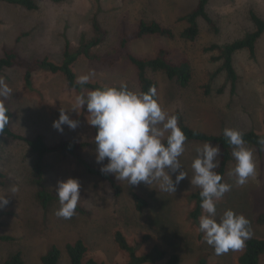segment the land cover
Returning <instances> with one entry per match:
<instances>
[{
  "label": "rangeland",
  "instance_id": "1",
  "mask_svg": "<svg viewBox=\"0 0 264 264\" xmlns=\"http://www.w3.org/2000/svg\"><path fill=\"white\" fill-rule=\"evenodd\" d=\"M36 1L39 8L35 11L0 2V58L6 51H15L27 60L48 58L61 63L67 42L75 52L83 41L94 38L92 19L97 17L109 37L102 45L79 56L74 65L77 77L94 72L89 83L119 86L123 82L131 90L141 92L136 69L129 62L121 60L110 66L91 56L111 53L118 47L123 30L132 34L141 21H156L173 28L175 40L158 36L131 39L129 50L139 57H155L161 49H168L175 60L188 58L193 67L192 83L185 90L163 72L148 73L158 83L162 107L178 115L186 125L208 134L221 135L225 128L264 133V35L256 44L255 56L247 50L234 54L238 76L234 89L225 72L211 81L222 61L215 60L219 51H206L211 45L223 46L252 32L254 25L249 12L254 10L264 19V0H210L207 12L215 21L218 33L200 19V35L195 42L181 38L187 25L179 18L189 14L199 0ZM0 78L13 89L6 106L13 113L11 129L15 133L26 140L42 136L49 146L62 141L89 143L76 156L56 151L45 158L46 190L56 195L57 182L69 178L77 179L81 185L77 206L85 212L76 211L72 218L63 219L55 215L60 207L58 201L44 209L35 197L37 154L26 141L0 138V171L5 174L0 180V196H7L10 201L0 209V236L14 239L0 243V264L18 252L22 253L24 264H42V257L54 246L61 252L58 264H71L67 245L79 240L87 246V259L129 264V255L115 241L117 232L123 233L129 244L136 247L138 255L149 254L158 245L168 255L178 254L181 264H199L200 258L208 264H239L244 247L217 255L204 241L199 220L190 218L194 203L188 197L200 191L190 185L191 163L197 156V148H202L204 143H185L180 160L189 178L180 182L174 194L160 191L157 184L129 186L127 181H117L122 189L117 197L108 181L89 174L83 165L86 162L102 167L96 162V133L88 123L86 105L77 109L79 113L72 111L75 96L81 91L69 89L62 74L46 71L34 73L31 88L26 86L21 69H6ZM61 109L68 112L70 119L79 121L75 130L64 125L61 133L53 128ZM246 147L254 150L255 175L243 187L235 186L234 177L228 175L236 163L233 159L225 177V183L233 187L218 203L217 212L219 216L232 209L243 214L251 221L249 238L264 239V225L257 222V217L264 213V150L260 155L255 148ZM172 178L175 180V174ZM13 186L18 188L16 193L11 192ZM134 191L148 201V207L137 210L132 199Z\"/></svg>",
  "mask_w": 264,
  "mask_h": 264
},
{
  "label": "clouds",
  "instance_id": "2",
  "mask_svg": "<svg viewBox=\"0 0 264 264\" xmlns=\"http://www.w3.org/2000/svg\"><path fill=\"white\" fill-rule=\"evenodd\" d=\"M94 76V72L78 76L76 84L83 86ZM12 93L13 89L0 78V134L9 124L6 101ZM85 105L88 123L96 129V162L102 165V174H112L119 182L127 181L129 186L157 184L160 191L169 194H174L180 182L189 178L180 160L187 140L180 118L162 107L155 86L147 92L131 90L123 82L119 87L85 89L75 96L72 111L79 113L77 109ZM78 124V120L70 119L68 112L61 109L53 128L62 133L64 125L75 130ZM223 135L232 147L231 155L236 162L228 175L234 177L235 186L243 187L255 175L254 150L246 147L244 133L238 129L225 128ZM258 142L264 145V137ZM220 155V145L206 142L197 148V156L191 163L193 175L189 179L191 187L200 189L199 231L217 255L243 248L251 235V221L243 214L227 209L218 216V203L233 187L222 182V175L215 171L220 167ZM80 188V182L74 178L57 182L60 205L55 212L57 217L70 219L76 214ZM17 191V187L11 188L12 193ZM6 197L0 196V209L9 204Z\"/></svg>",
  "mask_w": 264,
  "mask_h": 264
},
{
  "label": "trees",
  "instance_id": "3",
  "mask_svg": "<svg viewBox=\"0 0 264 264\" xmlns=\"http://www.w3.org/2000/svg\"><path fill=\"white\" fill-rule=\"evenodd\" d=\"M54 2H60L62 0H52ZM10 5L19 6L28 11L38 10L39 5L36 0H0ZM210 0H199L197 6L187 15L179 18L180 22L186 23V28L181 33V38L186 41L195 42L200 35V27L198 21L201 19L205 21L213 32L218 33V27L215 21L207 12V6ZM249 16L254 25V30L245 35L244 38L234 41L232 43L220 46L211 45L206 48V51H219V57L215 58L217 61H222L221 67L211 76V81L215 79L221 72H225L227 81L232 84L233 89L236 87L238 76L233 64V56L236 52L247 50L252 56L256 54V44L264 35V19L261 18L254 10H250ZM94 38L83 41L81 48L77 51H73L69 42L66 43L63 60L61 63H56L48 58L27 60L21 57L15 51H6L0 58V73L6 69H21L24 71V81L28 88L32 87L33 75L37 71H46L51 74H62L67 82V86L71 90L83 91L95 90L97 88L105 87L104 85L87 83L83 86L76 84L77 75L74 71V65L78 61L81 54L89 52L103 43H105L109 37V32L105 30L97 17L92 19ZM149 36H158L175 40L176 33L173 28L165 26L159 22L141 21L138 28L129 34L126 31H122L120 34V41L117 48L111 53L104 55L91 56L92 59L99 61L105 65L113 66L121 60L129 62L137 73V78L141 92H147L150 87L155 86L158 95V83L152 79L148 73L163 72L169 80L174 81L181 89H187L190 87L193 80V67L191 61L188 58H181L175 60L172 56V52L168 49H161L155 57H139L129 50V42L131 39H142ZM119 87V86H110ZM130 89V88H129ZM210 87H207V93H209ZM159 96V95H158ZM8 108V115L10 117L9 124L5 127L4 132L0 134L1 137H12L17 140L26 141L31 151L37 154V160L34 165V183L37 187L35 197L42 208L47 209L50 204L57 202L58 197L49 192L44 187L45 181V158L47 155L59 151L63 155L76 156L77 152L86 149L89 146L88 142H72L62 141L55 146H49L42 136H37L34 140H26L20 134L15 133L11 129V121L13 113ZM180 127L187 137L186 142H198V143H212L214 145L221 146L220 155V167L215 171L221 174L223 181L227 173V167L233 160L231 155L232 147L228 144L224 135H212L204 131L192 128L186 125L182 120H179ZM96 133V129H95ZM260 137H264V133H257L255 131L244 132V140L246 146L255 148L260 155L264 150V145L259 144ZM86 171L94 176H98L109 182L114 193L117 197L121 195L122 189L117 183L115 177L111 174H102L98 167L92 166L89 163H83ZM5 178V174L0 171V180ZM200 191L194 192L189 195L188 199L194 203V208L190 213V218L194 221H198L202 214L200 208L201 198ZM132 199L137 210H143L148 207V201L141 196L138 192H132ZM76 211L84 213L85 211L78 207ZM257 222L260 225H264V213L257 217ZM13 237L0 236L1 242L13 241ZM115 241L119 248L129 255V264H144V263H163V264H181V259L178 254H170L156 245L149 254L138 255L136 247L129 244L126 237L121 232L115 234ZM87 246L82 240L76 241L73 244L67 245V253L70 258L71 264H105L90 258L87 259ZM61 258V252L57 247H53L47 254L42 257V264H58ZM264 259V239L252 237L247 239L244 246V252L239 257V264H262ZM199 264H208V261L204 258H200ZM3 264H24V259L21 252L12 255Z\"/></svg>",
  "mask_w": 264,
  "mask_h": 264
}]
</instances>
